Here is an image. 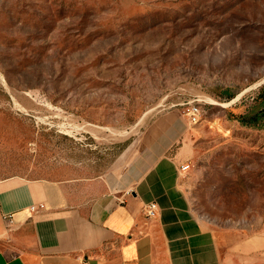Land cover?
I'll use <instances>...</instances> for the list:
<instances>
[{
	"label": "rangeland",
	"instance_id": "374dc122",
	"mask_svg": "<svg viewBox=\"0 0 264 264\" xmlns=\"http://www.w3.org/2000/svg\"><path fill=\"white\" fill-rule=\"evenodd\" d=\"M263 90L264 0H0V177L88 202L179 137L193 214L240 264H264V125L237 120Z\"/></svg>",
	"mask_w": 264,
	"mask_h": 264
},
{
	"label": "crops",
	"instance_id": "0c3cea01",
	"mask_svg": "<svg viewBox=\"0 0 264 264\" xmlns=\"http://www.w3.org/2000/svg\"><path fill=\"white\" fill-rule=\"evenodd\" d=\"M179 140L142 157L116 189L88 202L75 201L64 182L0 177V264H240L193 214L179 171L191 145L172 152ZM153 202L159 211L148 219ZM40 204L45 209L31 210ZM258 243L244 240L233 251L251 254Z\"/></svg>",
	"mask_w": 264,
	"mask_h": 264
},
{
	"label": "built area",
	"instance_id": "2783aa9c",
	"mask_svg": "<svg viewBox=\"0 0 264 264\" xmlns=\"http://www.w3.org/2000/svg\"><path fill=\"white\" fill-rule=\"evenodd\" d=\"M202 109L199 106H193L189 112H188V118H189V122L191 124H198L201 121L202 118ZM190 169V165L189 164H185V165H181L179 168V171L181 174H185L186 172H188ZM45 209V205L44 204H40L38 206H32L31 210L34 212H38L40 210ZM159 211V207L157 205L156 202L150 203L149 205L146 206L145 209V215L148 219H154ZM6 220L12 222L13 221V215H8L5 217Z\"/></svg>",
	"mask_w": 264,
	"mask_h": 264
},
{
	"label": "trees",
	"instance_id": "16d2710c",
	"mask_svg": "<svg viewBox=\"0 0 264 264\" xmlns=\"http://www.w3.org/2000/svg\"><path fill=\"white\" fill-rule=\"evenodd\" d=\"M237 120L241 124L250 127L264 125V90L260 93L256 103L246 113L239 115Z\"/></svg>",
	"mask_w": 264,
	"mask_h": 264
}]
</instances>
